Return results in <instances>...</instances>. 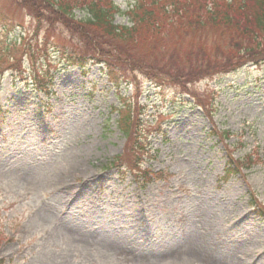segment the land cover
<instances>
[{"label":"rangeland","instance_id":"obj_1","mask_svg":"<svg viewBox=\"0 0 264 264\" xmlns=\"http://www.w3.org/2000/svg\"><path fill=\"white\" fill-rule=\"evenodd\" d=\"M111 1L126 12L135 0ZM47 2L0 0V260L264 264V58H252L264 56V38L256 30L259 43L240 36L236 47L225 28L202 29L210 59L245 63L205 79L181 70L185 88L169 82L184 66L161 62L169 55H155L145 35L122 42L91 14ZM132 21L114 16L115 25ZM80 38L105 64L76 62ZM124 103L144 132L145 176L123 154L114 111ZM229 161L247 166L227 175Z\"/></svg>","mask_w":264,"mask_h":264},{"label":"trees","instance_id":"obj_2","mask_svg":"<svg viewBox=\"0 0 264 264\" xmlns=\"http://www.w3.org/2000/svg\"><path fill=\"white\" fill-rule=\"evenodd\" d=\"M46 7L51 8L48 0H41ZM53 2L55 8L60 13L70 14L72 9H81L87 14H91L95 22L100 24L107 36H113L122 42L130 41L132 37L137 36L139 39L145 35L143 44L147 46L153 45V51L156 54H167V58H163L161 62L172 63L177 65V62L184 66V68H172L173 73L169 82H173L179 86H184L186 81L179 77V71L186 70L190 73L199 75V79L208 75L217 74L229 71L232 65L241 62V59L235 60L236 54L227 58L225 61L210 59L206 53L203 43L199 42V33L202 29L208 27L226 29V35L235 42L240 36H250L254 42L259 43L256 36V30L264 38V0H138L136 9L129 13L133 19L130 28H116L111 25V14L106 15V12L95 11L94 6H103L105 3L100 0H69L73 7L59 5L60 0H50ZM77 1L81 3H76ZM92 4V5H91ZM24 5V4H23ZM112 11H117L113 7ZM139 23V24H138ZM90 25V23H89ZM171 31H174L179 38L189 37L192 47L187 48L178 40L174 39ZM231 32H237L233 35ZM196 38L193 40L190 36ZM234 37V38H233ZM137 39V40H138ZM167 39L168 44L164 43ZM154 40V42H153ZM133 41V40H131ZM153 42V43H152ZM195 42L198 44L195 45ZM146 46V47H147ZM152 47V46H151ZM218 49V47H217ZM240 50V49H239ZM228 54H231L228 52ZM176 56V58H174ZM180 56H185L181 58ZM262 55H256L253 60H257ZM193 63H200L199 67L186 65L190 61ZM148 61H140L138 69L141 70L147 77L156 80L157 76L148 72L151 66L147 64ZM218 67V68H217ZM154 69V66H153ZM186 88V86H184ZM127 113V112H125ZM119 127L126 139V154L125 156L135 157L136 162L131 170L138 171L139 156L143 150L140 142L143 140L144 132L140 129L136 120H131L129 113L125 116H119ZM239 164V163H238ZM234 166V165H233ZM255 208L258 207L256 202ZM261 208V207H260ZM262 214L264 210L261 208ZM0 264H3L0 262Z\"/></svg>","mask_w":264,"mask_h":264}]
</instances>
